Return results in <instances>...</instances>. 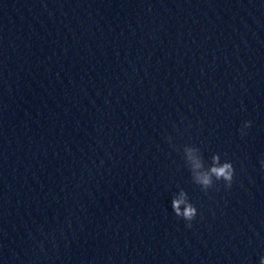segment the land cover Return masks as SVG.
<instances>
[{
	"label": "clouds",
	"instance_id": "clouds-1",
	"mask_svg": "<svg viewBox=\"0 0 264 264\" xmlns=\"http://www.w3.org/2000/svg\"><path fill=\"white\" fill-rule=\"evenodd\" d=\"M252 126V121H245L240 129L241 136L246 135L245 129ZM169 141L171 138H168ZM199 149L191 147L185 148V156L188 161L191 162V171L194 182L201 187V190L207 193V191L214 186L215 182L223 181L226 189H231L234 182L235 169L230 161L220 162V155L215 154L212 157V165L204 170L202 158L194 153H197ZM262 167H264V161H261ZM183 206V207H182ZM171 208L174 215L178 219H182L186 222V227H192V221H194L198 215V209L193 205L188 197L187 192L183 189L180 190L178 196H173L171 200ZM259 264H264V256L259 258Z\"/></svg>",
	"mask_w": 264,
	"mask_h": 264
}]
</instances>
